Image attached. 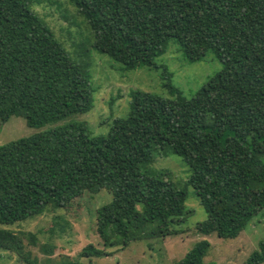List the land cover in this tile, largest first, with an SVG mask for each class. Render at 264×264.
Segmentation results:
<instances>
[{
    "label": "trees",
    "instance_id": "1",
    "mask_svg": "<svg viewBox=\"0 0 264 264\" xmlns=\"http://www.w3.org/2000/svg\"><path fill=\"white\" fill-rule=\"evenodd\" d=\"M68 1L91 31L90 47L126 70L156 67L170 43L190 63L213 52L223 68L190 99L169 83L168 99L133 92L106 136L72 121L1 145L0 252L38 264L6 227L102 190L111 194L96 211L104 247L176 234L171 225L189 214L186 192L166 172H150L156 155L169 153L191 170L187 185L206 214L197 233L237 238L264 211V0ZM34 3L0 0V121L22 117L42 128L90 112L94 89L88 66L72 60ZM29 242L36 246L34 235ZM209 249L198 241L175 264H211ZM103 256L92 244L79 254ZM243 264H264V243Z\"/></svg>",
    "mask_w": 264,
    "mask_h": 264
},
{
    "label": "rangeland",
    "instance_id": "2",
    "mask_svg": "<svg viewBox=\"0 0 264 264\" xmlns=\"http://www.w3.org/2000/svg\"><path fill=\"white\" fill-rule=\"evenodd\" d=\"M32 9L72 60L88 66L94 89L93 108L87 114L42 128L28 127L22 117H11L4 123L0 121V146L72 121L84 122L92 137L106 136L112 121L127 115L133 92L144 91L168 99L170 95L163 85L169 83L190 99L223 68L213 52L207 53L199 62L190 63L180 47L170 43L166 52L155 59L156 67L126 70L90 47L91 31L68 0H35ZM150 172H166L175 188L186 192L185 210L189 214L182 223L171 225L176 231L174 235L161 239L144 238L126 247H104L96 231V211L111 201V194L105 190L97 194L85 193L65 209L49 207L38 217L6 228L22 237L25 250L31 252L38 264H61L67 260L82 264H175L201 240L210 243L205 263L243 264L259 244L264 243V211L235 239L224 240L197 233L196 225L205 220L206 214L194 190L187 185L191 170L179 156L171 153L156 155ZM30 235L35 236L36 246L30 244ZM89 244L105 250L108 256L80 258L81 250ZM44 245L54 247L52 256L41 251ZM0 264L24 263L13 253L0 252Z\"/></svg>",
    "mask_w": 264,
    "mask_h": 264
}]
</instances>
